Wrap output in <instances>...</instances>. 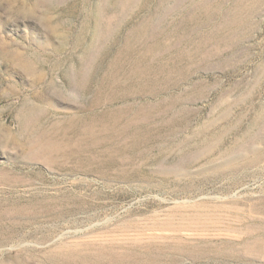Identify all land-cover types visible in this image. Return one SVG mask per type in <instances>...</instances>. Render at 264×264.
<instances>
[{
  "label": "rangeland",
  "instance_id": "1",
  "mask_svg": "<svg viewBox=\"0 0 264 264\" xmlns=\"http://www.w3.org/2000/svg\"><path fill=\"white\" fill-rule=\"evenodd\" d=\"M0 264H264V0H0Z\"/></svg>",
  "mask_w": 264,
  "mask_h": 264
}]
</instances>
